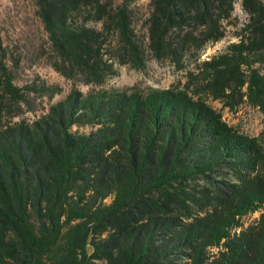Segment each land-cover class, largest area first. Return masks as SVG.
<instances>
[{"label": "trees", "instance_id": "obj_1", "mask_svg": "<svg viewBox=\"0 0 264 264\" xmlns=\"http://www.w3.org/2000/svg\"><path fill=\"white\" fill-rule=\"evenodd\" d=\"M151 3L146 53L126 4L36 0L55 69L93 88L73 87L32 121L3 112L26 92L0 38V264H264V150L207 104L264 115V0H241L239 26L234 0ZM225 23L237 40L200 60ZM147 54L184 81L103 88L115 63L140 68ZM257 210L255 225L231 232Z\"/></svg>", "mask_w": 264, "mask_h": 264}, {"label": "rangeland", "instance_id": "obj_2", "mask_svg": "<svg viewBox=\"0 0 264 264\" xmlns=\"http://www.w3.org/2000/svg\"><path fill=\"white\" fill-rule=\"evenodd\" d=\"M114 5L126 4L132 25L138 39L148 52V33L145 20L152 9L151 0H111ZM247 15L241 0H234L233 22L239 26ZM225 35L219 41L209 43L200 55V60L216 54L229 43L236 41L235 27L225 23ZM0 38L5 51L4 62L13 76L14 84L26 92L24 100L15 104L7 103L4 111L13 110L12 122L32 121L44 113L50 104L62 100L75 87L86 93L93 86L87 85L79 75L69 78L54 67L55 56L51 49L48 34L40 17L36 0H0ZM143 67L136 68L130 62L114 64L115 75L107 77L103 88L107 90H126L134 88L146 92L149 89H168L183 82L184 71L176 70L169 58L155 59L147 54ZM44 85L53 93H45ZM207 104L221 115L223 121L240 133L259 138L264 150V115L248 103H242L234 109L222 106L217 100H207ZM95 127L90 125L71 127L77 134H86ZM110 198L105 200L106 203ZM262 211L257 210L238 219V226L231 232L240 231L255 225ZM210 255L217 256L222 247H207Z\"/></svg>", "mask_w": 264, "mask_h": 264}]
</instances>
